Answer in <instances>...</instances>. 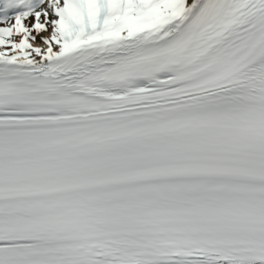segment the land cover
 Listing matches in <instances>:
<instances>
[{
    "label": "snow or ice",
    "instance_id": "snow-or-ice-1",
    "mask_svg": "<svg viewBox=\"0 0 264 264\" xmlns=\"http://www.w3.org/2000/svg\"><path fill=\"white\" fill-rule=\"evenodd\" d=\"M0 264H264V0H0Z\"/></svg>",
    "mask_w": 264,
    "mask_h": 264
}]
</instances>
